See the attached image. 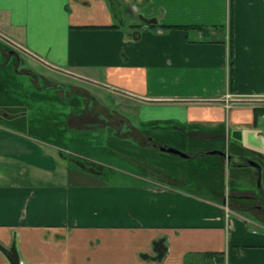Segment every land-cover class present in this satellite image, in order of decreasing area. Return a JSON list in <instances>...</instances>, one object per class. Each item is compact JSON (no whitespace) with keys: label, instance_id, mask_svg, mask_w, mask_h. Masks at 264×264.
I'll return each instance as SVG.
<instances>
[{"label":"crops","instance_id":"0c3cea01","mask_svg":"<svg viewBox=\"0 0 264 264\" xmlns=\"http://www.w3.org/2000/svg\"><path fill=\"white\" fill-rule=\"evenodd\" d=\"M0 29L50 70L79 71V81L113 99L108 105L95 87L58 89L76 102L62 122L66 136L108 128L119 142L172 146L189 157L160 152L198 161L217 155L212 149L231 154L218 143L227 128L239 139L253 131L235 144L240 173L218 155V188L139 160L145 173L113 179L64 157L79 152L0 122V264H264V190H252L258 171L241 152L264 155L256 128L264 115V0H0ZM128 100L140 104L142 124L164 126L134 125L116 111ZM7 115L0 113L11 123L25 113Z\"/></svg>","mask_w":264,"mask_h":264},{"label":"rangeland","instance_id":"374dc122","mask_svg":"<svg viewBox=\"0 0 264 264\" xmlns=\"http://www.w3.org/2000/svg\"><path fill=\"white\" fill-rule=\"evenodd\" d=\"M0 63H5L7 61H11L13 68L16 71H24L23 73L26 74H18L11 76L8 73L7 68L0 67V102L3 101L4 104L0 105V113L1 115H7L8 113H16L14 110H19L20 113H25L24 118L27 120L23 123V119L20 117L16 118V120H12L11 123L7 122L8 118L0 117V122L2 124L12 126L16 129H25L27 132L24 134L18 132L22 136L40 141H47V143H57L63 147H67L72 150H76L78 155L71 156L70 153L65 155L64 157L70 163L77 164L85 169H88L91 172H96L98 174H111L113 179H118L120 176H124L123 173H129L128 171L131 170L136 172L142 171V167L138 166L135 163L136 160L127 159L120 155V152H111L110 150H100V146L106 145V135L105 132L102 134L98 128L95 130L90 129V131H80L76 132L77 137L81 139L76 143L73 139H66L65 135L61 137L58 133L60 125H55V122L62 121V114L58 113H69L71 112L74 104V101H70L71 99H62L61 96L57 94V90L60 89L61 92L64 90L66 92H70V90H94L93 87L97 88V86H93L94 84L89 81H79L82 77H78L79 71L76 70H69V71H62L58 69L50 70L46 66L42 64L36 57L33 55H29L28 53H24L22 47L18 46L17 44L9 41L7 37L8 34L3 30L0 29ZM6 38H5V37ZM8 38V39H7ZM11 39V38H10ZM16 50L18 54H14L12 50ZM9 52H11L9 54ZM21 64V65H20ZM17 65V67H16ZM19 65V66H18ZM25 66V68H24ZM23 68V69H21ZM19 69V70H18ZM67 74L64 75L61 73ZM33 75H36L35 77ZM64 75V76H63ZM74 76V77H73ZM57 78L61 83H56L51 79ZM59 84V85H57ZM57 85V86H56ZM13 86V87H11ZM73 86V87H72ZM8 88H11L13 91L9 93ZM77 90V91H79ZM104 89H100L99 87L94 90L97 95H102L105 100H108V105L112 106L111 98L107 95H104ZM107 91H105L106 93ZM67 94V93H66ZM68 96V94H67ZM58 97L61 101L58 102ZM69 97V96H68ZM79 98L78 101L81 102L80 98L82 96L78 95L77 93H73L71 98ZM65 98V97H64ZM83 99V98H82ZM114 99H116L114 97ZM238 102V101H237ZM125 106L121 103L122 109H118L116 111H120L122 114H126L128 120H130L134 125L141 126L142 123L140 122L139 118L136 117V114L141 109L140 104L133 101H126ZM62 104V105H61ZM85 107V105L83 106ZM119 107V106H118ZM96 109H104V106L100 103L96 102L95 105ZM18 111V110H17ZM80 111V110H79ZM19 115V114H17ZM11 114L7 115L6 117L11 118ZM28 117V119H27ZM112 122L118 121L119 115L111 116ZM0 123V124H1ZM118 125V124H116ZM64 127V124H63ZM234 127L231 126L227 128L225 139L219 140V146L230 151V155L233 157V160H238L239 151L235 144L243 145L242 142H246V136L253 133V131H245V135L243 139H239L237 133L233 129ZM256 128L260 131V144L264 146V115L258 119V125ZM118 130V126H116ZM84 130V129H83ZM108 131V128H106ZM17 132V131H15ZM84 133L85 135H83ZM115 133V132H114ZM228 133V134H227ZM18 134V135H19ZM59 134V135H58ZM96 136V141L94 140L93 136ZM20 135V136H21ZM137 136V135H134ZM148 136H153L152 133H148ZM75 138V137H74ZM138 139H133L134 141L144 143V145H148L146 141L147 136L141 135L137 136ZM130 141V139H127ZM70 151V150H68ZM70 151V152H71ZM18 152V151H17ZM245 158L252 159L257 161L261 165L260 176H258L251 187L254 193L259 192V188H263L264 190V155L259 156L256 153H251L249 151H241ZM73 153V151L71 152ZM80 154V155H79ZM89 155L88 156H85ZM264 154V151H263ZM25 156V154L23 155ZM153 164V163H150ZM72 165V164H71ZM231 167L232 173L237 171L240 173L242 167L238 168L237 164H232ZM145 168V167H143ZM247 168L254 169L251 166H247ZM146 169V168H145ZM240 169V170H239ZM116 175V176H113ZM226 185V183H225ZM248 185V184H247ZM240 188L239 186H237ZM226 190V188H225ZM235 191H238L236 189ZM226 193V192H225ZM230 200H240L238 198L230 197ZM258 202V201H257ZM264 203V199H260L259 203ZM257 210V209H256ZM244 215L248 217H252V215L247 211H242Z\"/></svg>","mask_w":264,"mask_h":264},{"label":"trees","instance_id":"16d2710c","mask_svg":"<svg viewBox=\"0 0 264 264\" xmlns=\"http://www.w3.org/2000/svg\"><path fill=\"white\" fill-rule=\"evenodd\" d=\"M159 27L161 28H165V29H169V28H175V27H183L185 29H192L194 31L200 32L202 35L203 34H207L210 33L207 29V27H203L201 25H189V26H178V25H159ZM231 46V41L229 44V49ZM12 50V49H11ZM16 54H18V52H16ZM230 58H231V49H230ZM21 65V64H20ZM19 66V65H18ZM0 67H4L7 68L8 73L10 72L9 75L14 76V75H18V74H26L23 73L24 71H16L15 68H13V65L11 63V61H7L5 63H0ZM17 67V65H16ZM25 68V66H24ZM23 69V68H21ZM26 69V68H25ZM19 70V69H18ZM34 77L36 75H33ZM229 84H231L232 79L231 77L229 78ZM13 87V86H11ZM7 90H9V93L12 92L13 90L11 88L7 87ZM57 98L58 102L61 101L58 97ZM75 99H79V98H75ZM4 104L3 101L0 102V105ZM78 108L77 110H83V104L82 103H77ZM18 110V111H17ZM14 110V112L16 113H20L19 110L22 109H17ZM58 114H62V121H57L55 122V125H60L58 133L61 135V137H63L65 135V127H62V122H64V118L66 116V113H58ZM20 119H24V116L22 115V117H20ZM28 119V117H27ZM26 120V119H25ZM27 121V120H26ZM143 126L146 127H151V125H154L152 127H163V124L160 123H144L142 124ZM64 133V134H63ZM58 134V135H59ZM104 134V133H102ZM63 135V136H62ZM106 135V139H107V143L105 146H100V150H110L111 152H122L125 153L128 156L133 157L134 160H139V161H147L148 163H153L155 165L160 166L161 168L165 169V171H169V172H173V173H177V172H186V176L190 177L192 179V184H198L200 183L201 180H205L207 181V183L209 185H218L219 188V156L218 155H207L204 158H201L200 160L197 161V159H182L179 156H172L169 155L167 153H163L160 152L158 150L153 151L150 150L146 147H142V146H138V145H134L132 144L130 141L127 140H121L120 142L117 140V138H115L110 132L109 130L105 132ZM66 139H73L75 140V142L77 143L81 138L76 137V138H71V135H65ZM47 142V141H46ZM80 142V141H79ZM53 144H57V143H53ZM60 145V144H58ZM76 151V150H74ZM86 155V154H85ZM128 159V158H127ZM234 162V160H232V163ZM140 167H142L141 165H138ZM144 167V166H143ZM142 167V171L139 173H145L146 169ZM136 172H138L137 170H135ZM218 176V177H216ZM211 178V180H209ZM216 178H218V184L216 183ZM187 183L191 184V181H187ZM187 187L185 186L186 189H189L190 185L187 184ZM206 184V183H204ZM209 255V254H208ZM219 256L222 257V254H219Z\"/></svg>","mask_w":264,"mask_h":264},{"label":"water","instance_id":"95a60500","mask_svg":"<svg viewBox=\"0 0 264 264\" xmlns=\"http://www.w3.org/2000/svg\"><path fill=\"white\" fill-rule=\"evenodd\" d=\"M159 150L163 151V152L173 153V154L179 155L181 157H189L188 154H186L183 151H181L180 149H177V148L172 147V146L160 145ZM207 153L208 154H217V155L223 156L229 160L230 164H232L233 157L231 155L226 154V152L224 150L212 149V150H209ZM246 164L249 166L255 167L258 171V175L260 176L261 165L258 162H256L255 160H252V159H247Z\"/></svg>","mask_w":264,"mask_h":264},{"label":"flooded vegetation","instance_id":"af4514ba","mask_svg":"<svg viewBox=\"0 0 264 264\" xmlns=\"http://www.w3.org/2000/svg\"><path fill=\"white\" fill-rule=\"evenodd\" d=\"M11 52H9V54H10ZM14 54H16L15 52H13ZM12 54V53H11Z\"/></svg>","mask_w":264,"mask_h":264}]
</instances>
